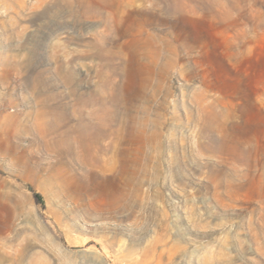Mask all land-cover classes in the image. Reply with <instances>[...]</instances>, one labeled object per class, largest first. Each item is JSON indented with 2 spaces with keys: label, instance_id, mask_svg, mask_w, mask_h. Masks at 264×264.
Listing matches in <instances>:
<instances>
[{
  "label": "rangeland",
  "instance_id": "obj_1",
  "mask_svg": "<svg viewBox=\"0 0 264 264\" xmlns=\"http://www.w3.org/2000/svg\"><path fill=\"white\" fill-rule=\"evenodd\" d=\"M0 264H264V0H0Z\"/></svg>",
  "mask_w": 264,
  "mask_h": 264
}]
</instances>
